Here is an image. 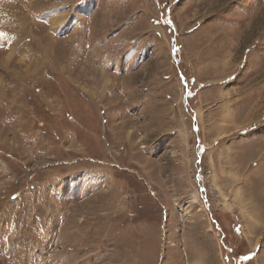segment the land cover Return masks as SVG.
Masks as SVG:
<instances>
[{
    "label": "rangeland",
    "instance_id": "rangeland-1",
    "mask_svg": "<svg viewBox=\"0 0 264 264\" xmlns=\"http://www.w3.org/2000/svg\"><path fill=\"white\" fill-rule=\"evenodd\" d=\"M260 173L264 0H0V264H264Z\"/></svg>",
    "mask_w": 264,
    "mask_h": 264
},
{
    "label": "crops",
    "instance_id": "crops-1",
    "mask_svg": "<svg viewBox=\"0 0 264 264\" xmlns=\"http://www.w3.org/2000/svg\"><path fill=\"white\" fill-rule=\"evenodd\" d=\"M261 175H264V173H260ZM249 200H251V199H249ZM248 209H252L255 213H256V211H258V212H260V213H256V214H259L260 215V219H262V220H264V211H262L261 210V207H259V206H253V207H249ZM251 226H252V224H251Z\"/></svg>",
    "mask_w": 264,
    "mask_h": 264
}]
</instances>
